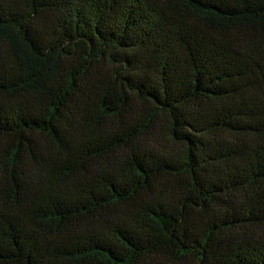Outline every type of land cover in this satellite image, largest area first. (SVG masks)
<instances>
[{
    "label": "trees",
    "instance_id": "16d2710c",
    "mask_svg": "<svg viewBox=\"0 0 264 264\" xmlns=\"http://www.w3.org/2000/svg\"><path fill=\"white\" fill-rule=\"evenodd\" d=\"M0 264H264V0H0Z\"/></svg>",
    "mask_w": 264,
    "mask_h": 264
}]
</instances>
